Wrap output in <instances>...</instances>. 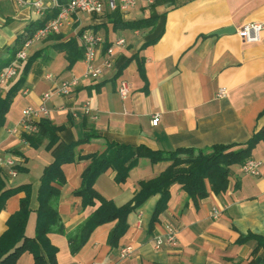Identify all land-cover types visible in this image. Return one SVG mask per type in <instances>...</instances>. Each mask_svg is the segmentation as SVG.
Returning a JSON list of instances; mask_svg holds the SVG:
<instances>
[{"label":"crops","instance_id":"0c3cea01","mask_svg":"<svg viewBox=\"0 0 264 264\" xmlns=\"http://www.w3.org/2000/svg\"><path fill=\"white\" fill-rule=\"evenodd\" d=\"M39 1L41 12L29 3L0 0V65L9 60L17 37L26 27L53 11L50 0ZM153 2L148 5L146 0H140L126 13L119 12L126 22L154 14L160 33L153 42H146L150 39V26H114L107 12H80L74 24L29 47V55L34 54L35 58L0 126V152L14 160L16 170L15 176L3 171L5 187L31 188L28 236L34 234L40 177L54 155L45 148L44 141L38 162L32 163L27 156L31 146L23 134L8 130L15 127L26 106L39 105L42 94L54 82L84 70L82 58L68 68L66 53L58 46L69 39L79 45L80 29L92 28L108 41L122 37L125 43L115 51L112 67L98 79L78 84L67 96L52 94L45 102L48 115L43 118L64 127L58 132L63 142L81 139L85 131L93 129L103 138L145 144L162 151L206 149L215 144L239 147L264 126V0ZM253 21L263 25L259 38L245 41L237 31ZM226 26L233 27L234 32L213 34ZM102 52L103 46L97 50V60L102 58ZM24 62L18 67L16 78L1 87L0 97L18 79ZM47 73L55 75V80L46 79ZM121 82L129 85L124 98L118 94ZM219 89L225 90L224 96H216ZM84 105H88V113L83 110ZM154 116L159 118L156 125L151 123ZM103 138L80 144L78 150L82 154L101 152L105 148ZM250 158L259 161L258 175L244 173L241 166L232 165L227 189L220 194L209 191L197 203L180 184L174 183L169 188L166 208L153 227L149 222L158 195L128 214V227L116 245L108 241L115 222H106L97 226L75 253L70 252L66 234L80 225L99 202L84 208L81 197L73 193L81 185V174L89 160L63 164L66 182L57 186V207L64 232L48 234L50 243L57 248V264H249L263 250L251 254L256 241L238 242V238L247 233L264 237V138L255 143ZM166 165L140 158L125 182L116 183L115 171L108 169L97 176L94 188L103 198L120 206L131 200L139 181L156 176ZM23 196L20 191L6 199L0 211V235ZM166 224L176 229V244L155 248L153 239L164 235ZM125 244L131 245L133 252L119 259V247ZM16 264H32V255L22 253Z\"/></svg>","mask_w":264,"mask_h":264},{"label":"trees","instance_id":"16d2710c","mask_svg":"<svg viewBox=\"0 0 264 264\" xmlns=\"http://www.w3.org/2000/svg\"><path fill=\"white\" fill-rule=\"evenodd\" d=\"M67 0H59L65 3ZM154 3V2H153ZM152 3V4H153ZM58 9H53L50 15L42 21L30 23L23 34L16 39L9 60L0 65V70L8 65L14 54L21 48L22 43L48 20L55 17ZM108 18L114 26L140 29L151 27L146 42H153L160 33L155 25L156 16L126 22L121 19L118 11L109 13ZM84 29V28H83ZM80 29L78 34L83 30ZM51 35V34H50ZM109 45L106 40L103 50ZM64 50L70 68L78 58H82L83 50L75 39H69L58 45ZM35 55H29L24 62L18 79L8 88L5 95L0 97V126L4 122V116L8 111L17 92L22 88L25 75ZM38 130L32 134H23L24 141L33 148H38L46 141L45 148L53 155V160L44 167L40 177V185L37 191L36 220L33 236L26 234V226L31 212L29 185H20L15 188H6L3 170L0 168V211L5 206L8 197L23 191L24 196L19 199L18 209L9 216L6 221V230L0 235V264H16L18 257L28 252L32 255V264H57L56 251L49 239L50 232L62 233L63 223L58 212V200L61 186L66 182L62 165L79 160H89V164L82 171L81 185L74 190V195L82 199V206L92 207L98 201L99 204L87 215L83 222L73 231L66 234L70 252H77L88 240L91 232L99 225L114 221V226L109 233V243L116 245L120 236L126 231L128 214L140 207L148 198L158 195L159 198L153 208L150 217V228L158 221L159 215L165 210L172 184H180L187 192L188 197L197 203L205 198L209 191L220 194L228 187L232 165L241 166L250 158L251 149L255 143L264 138V126L244 144L239 147L234 145L215 144L206 149L177 148L171 151H162L151 148L145 144L131 145L119 143L109 138H103L100 134L88 129L81 139L63 142L58 132L64 127L56 126L46 119H40L37 123ZM94 138H103L105 148L101 152L82 154L78 150L80 144ZM140 158H146L150 163H167L166 167L156 176L138 182V189L127 203L116 206L113 201L103 198L94 188L97 176L108 169L115 171L116 183L125 182L129 172L137 165ZM208 185V186H207ZM249 239L256 241V246L251 254L262 249L263 253L253 258L249 264H264V237L252 233L241 235L238 242Z\"/></svg>","mask_w":264,"mask_h":264},{"label":"built area","instance_id":"2783aa9c","mask_svg":"<svg viewBox=\"0 0 264 264\" xmlns=\"http://www.w3.org/2000/svg\"><path fill=\"white\" fill-rule=\"evenodd\" d=\"M19 3H29L34 5L37 10L41 12V3L39 0H17ZM51 8L58 9L55 17L48 19L44 25L38 28L30 38L26 39L20 49L16 51L11 61L0 70V90L1 87L13 81L18 73V67L22 62L26 61L29 56L28 49L32 43L41 40L52 33H58L62 29L74 24L77 19L78 13H86L89 15H102L105 12L111 13L118 11L126 13L128 10L135 7L140 0H68L65 3H60L59 0H50ZM153 0H146L149 5ZM262 23L253 21L243 25L238 29V34L245 41H257L259 32L262 29ZM79 45L82 47L83 55L82 60L84 63V70L80 76L72 75L69 79H64L59 82H54L51 89L42 94L39 105L34 108L26 106L22 110L21 118L18 124L9 129L11 134H32L38 130V121L48 115V110L45 107V102L51 97L52 94L59 96H67L72 90L80 83L88 80L98 79L105 69H109L113 65L114 53L117 49L121 48L125 40L122 37H117L109 41L108 47L103 50V55L100 60H97V50L104 47L106 39L99 35L92 28H84L78 35ZM48 80H55L54 76L50 73L45 75ZM129 92V85L126 82H121L118 87V94L124 98ZM225 95L224 89H219L216 96L222 97ZM85 113H88V105L82 106ZM158 116H154L151 120L153 125L158 122ZM0 168L7 171L10 176L16 175L14 169V160L11 157H3L0 152ZM241 170L250 175L259 174V161L249 158L241 165ZM215 213V211H214ZM177 236L176 229L170 225H165L164 235H157L153 239L155 248L162 246H173L176 244ZM133 252V247L129 244L121 245L119 247V259H125ZM92 264H96L95 262Z\"/></svg>","mask_w":264,"mask_h":264},{"label":"rangeland","instance_id":"374dc122","mask_svg":"<svg viewBox=\"0 0 264 264\" xmlns=\"http://www.w3.org/2000/svg\"><path fill=\"white\" fill-rule=\"evenodd\" d=\"M78 66H80V65H78ZM82 68H83V65H82ZM81 68V69H82ZM80 69V70H81ZM82 71H83V69H82ZM82 71H80V73L78 74V73H76V75L77 76H80L81 75V73H82ZM53 75V74H52ZM55 76V75H54ZM72 76H70L69 78H71ZM68 78V79H69ZM9 110V109H8ZM20 119V118H19ZM18 122H19V120H17L16 121V123H14V126H16V124H18ZM41 150L42 149H40V147H38V148H33V147H31V150L27 153V156H30V158H31V162L32 163H37L38 162V155H41Z\"/></svg>","mask_w":264,"mask_h":264},{"label":"water","instance_id":"95a60500","mask_svg":"<svg viewBox=\"0 0 264 264\" xmlns=\"http://www.w3.org/2000/svg\"><path fill=\"white\" fill-rule=\"evenodd\" d=\"M234 28L231 26L222 27L220 29H217L213 31V34H222V33H233Z\"/></svg>","mask_w":264,"mask_h":264}]
</instances>
